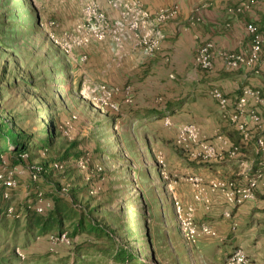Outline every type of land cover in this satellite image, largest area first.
I'll return each instance as SVG.
<instances>
[{
    "label": "rangeland",
    "instance_id": "374dc122",
    "mask_svg": "<svg viewBox=\"0 0 264 264\" xmlns=\"http://www.w3.org/2000/svg\"><path fill=\"white\" fill-rule=\"evenodd\" d=\"M93 1L97 3L96 0H0V130L29 136L33 146L30 154L23 155L25 164L17 174V186L10 198L0 199V264H216L225 257L226 245L237 240L238 207L232 209L230 217L225 215L228 210L223 214L231 225L232 232L227 236L209 221L201 222L196 217L197 223H208L217 232L215 237L200 240L223 241L216 248L213 244L197 248L185 242L172 203L171 186L176 189L193 176L184 175L181 168L186 165L184 160H197L192 155L195 146L187 148L179 142L181 128L176 130L169 118L170 124L167 119L131 122L125 98L113 113L102 109L93 97L89 98V88L99 82L86 80L81 72L89 60L86 49L110 40L115 42L116 37L76 47L71 55L50 40L49 32L64 41L78 24L86 5ZM244 2L246 6L238 12ZM117 9L124 15L119 21L131 20L125 19V3ZM234 10L256 15L259 30L264 32V0H237ZM82 55H87V59L81 61ZM94 97L101 100L100 95ZM260 99L259 105H264V94ZM260 111L263 118L264 109ZM219 114L231 124L220 109ZM140 133L148 137L152 155L144 138H138ZM218 133L209 140L223 145ZM48 139L50 143L46 146ZM44 146L48 149H41ZM224 148L227 152L231 146L224 144ZM83 157L90 159L85 169L75 165ZM57 159L67 165L63 173L43 166ZM236 159L242 165L240 170L244 168L242 174L219 179L244 182L247 173L264 175V165L257 160L247 164L242 157L227 158ZM38 167L41 180L36 183L31 170ZM39 192L51 204L41 219L54 208L57 197L68 206L62 232L58 233L55 227L41 234L36 226L31 227L38 216L30 218L27 207L37 201ZM260 214L251 216L242 225L264 224V209ZM80 215L86 225L76 230ZM91 223L96 229L104 227L114 242L102 240L96 229L88 230ZM254 235L244 236L242 245L257 249L256 242L264 241V228ZM112 244L114 249L108 250ZM240 245L236 249L244 248ZM118 248L130 252L132 258L125 262L117 259L114 255Z\"/></svg>",
    "mask_w": 264,
    "mask_h": 264
},
{
    "label": "crops",
    "instance_id": "0c3cea01",
    "mask_svg": "<svg viewBox=\"0 0 264 264\" xmlns=\"http://www.w3.org/2000/svg\"><path fill=\"white\" fill-rule=\"evenodd\" d=\"M96 1L113 20H123V12L117 7L109 4L107 0ZM122 1L128 3L131 0ZM139 1L152 15L175 5H179V13L160 25L148 21L139 29L133 28L131 20H127L115 42L110 40L86 49L89 60L81 69L86 80L119 88L116 100L121 102L125 98L124 103H128L129 98L132 101L127 105V115L131 121L144 120L143 114L135 117L137 112L163 111L164 116L157 121L169 118L176 130L194 123L200 126L204 138L210 139L219 132L230 143L242 144L240 133L234 126L222 120L218 102L209 92L213 88L221 89L229 97L230 106L236 103L247 86L260 90L261 96L264 94V52L260 75L244 67L230 69L222 56L223 52H239L248 48L251 35L247 26L250 23L258 25V17H252L250 13H237L234 10L237 0ZM155 30L160 31L159 48L153 54H146L145 48L140 44V36L152 34ZM204 43H213L217 53L211 71L202 70L196 62L197 50ZM173 105L177 107L173 109ZM249 107H256L263 115L260 108L264 109V105H259L256 98H250ZM215 145L220 148L222 143L215 142ZM243 152L242 161L246 160L248 164L257 160L264 165V151L258 149L254 140L243 145ZM227 158L211 161L190 158L184 160L186 165L181 168V172L184 175L201 176L205 182L219 177L240 176L239 173L242 174L244 169L240 170L242 165L237 159L228 161ZM175 190L185 205H195L198 221H209L225 236L231 234L230 222L223 216L230 207L221 193L210 195V208L207 209L205 203L194 200L193 186L187 180L177 185ZM263 196L264 186L261 185L254 201L235 210V219L239 222L235 230L237 240L226 245L228 251L225 257L220 258L216 264H224L239 244L245 248L255 264H264V241L256 242L257 249L254 250L242 245L244 236L256 235L259 229L264 228V224L242 225L251 216L261 215V210L264 209ZM221 242L223 243L220 240H199L194 246L201 248L213 244L216 248ZM220 252L221 250L218 253Z\"/></svg>",
    "mask_w": 264,
    "mask_h": 264
},
{
    "label": "built area",
    "instance_id": "2783aa9c",
    "mask_svg": "<svg viewBox=\"0 0 264 264\" xmlns=\"http://www.w3.org/2000/svg\"><path fill=\"white\" fill-rule=\"evenodd\" d=\"M109 4L115 7H122V0H108ZM127 11L125 19L131 17V26L139 29L148 21H153L160 25L179 13V5L159 10L152 15L139 0H131L125 3ZM246 6V2L237 8L238 12ZM125 21L113 22L107 13L103 11L95 2L86 5L81 19L72 32H68L64 41H60L58 36L49 32L50 40L53 43L61 45L64 53L71 55L76 47H88L92 43H103L110 38H118V34L123 31ZM251 35V43L247 49L239 52H223L222 56L230 69L247 68L254 74H261V65L264 52V33L259 30L255 23L247 26ZM160 31L155 30L152 34L141 35L140 44L145 48L146 54H153L159 48ZM216 51L213 43L201 44L196 53V62L198 66L205 71H211L214 68ZM87 55L80 56V60H86ZM119 88L109 86L106 83H99L89 88V98L93 97L102 108H118L115 100ZM100 95L101 100H97L94 95ZM210 94L218 102L222 116L228 120L240 133L242 143L255 141L259 150L264 151V119L255 108H248L250 98L261 100V91L247 86L243 89L242 95L238 98L233 106H230L229 97L219 88H213ZM132 102L131 99H127ZM262 101V100H261ZM167 124H170L167 119ZM223 145L220 148L212 141L204 138L200 127L196 124H188L180 129V143L187 148L190 145L195 146L192 153L196 159L211 161L214 159H225L226 157H243V145L232 144L224 137ZM224 144L231 148L225 151ZM192 147V146H190ZM189 147V148H190ZM227 150V149H226ZM89 158L83 157L75 163L82 169L87 167ZM63 162L55 161L53 168L59 171L64 169ZM21 167H5L0 170V192L5 199H9L13 188L17 186V174L20 173ZM32 179L37 182L40 179L41 168L31 170ZM245 181L238 182L227 179H214L210 183H205L201 176L193 175L189 182L194 189V200L205 203L207 209L210 208V195L215 192H221L227 204L231 208L226 211L225 215L230 217L232 209L240 207L247 202L254 201L257 197V189L261 184L264 185V175L251 176L245 174ZM172 190V203L179 223V227L187 244H194L205 236H217L216 230L208 223H197L195 208L193 205H185L177 196L176 190ZM28 209H35L38 213H45L51 208L50 202L44 197L43 192H39L38 199L35 203H30ZM9 211L13 213V207ZM224 264H255L243 249H235L227 258Z\"/></svg>",
    "mask_w": 264,
    "mask_h": 264
},
{
    "label": "trees",
    "instance_id": "16d2710c",
    "mask_svg": "<svg viewBox=\"0 0 264 264\" xmlns=\"http://www.w3.org/2000/svg\"><path fill=\"white\" fill-rule=\"evenodd\" d=\"M115 100H116V97H115ZM116 102L119 104V102L117 100H116ZM129 103L130 102H128V104ZM175 107H177V105H173V109ZM102 109H104L106 111H110L112 113H113V111H118V110L111 108V107H105ZM170 110H172V109H170ZM140 115H142V119L148 118L151 120H157V119L163 117L164 113H163V111H162V113H158V111L147 110L144 113L137 112L135 114V117L140 116ZM131 122H133V121H131ZM140 122L144 123V120H142ZM146 126H147V124H146ZM137 136H138V138H140L142 140L144 138V141L147 143L146 145L148 146V149H149V154L152 155L153 154V148H152L151 143L149 142L148 137L145 135V133H140ZM232 136H234V135H232ZM233 139L235 140V137H233ZM238 141H239V139H238ZM49 143H50V139L45 141L46 146L49 145ZM238 143H240V142H238ZM242 144H240V145H242ZM136 146L139 149V156H141L142 155V152L140 150L141 147L138 143ZM41 149H48V148L44 146ZM32 150H33V146H32V142H31L29 136L28 137L27 136L22 137L20 135H14V134L6 133V132L0 130V169L1 170L4 169V166H6V167H9V166L21 167V166H23L25 164V161L23 159V155L30 154L32 152ZM8 161L11 162L12 164L10 165ZM55 161L62 162L61 159L52 160L43 166L46 168L49 167V169L55 173H63V171L66 170L67 165L65 164L64 169L59 171V170L53 168V163ZM89 161H90V159H89ZM75 165H76V163H75ZM40 176H41V174H40ZM39 180H41V179H39ZM37 182H39V181H37ZM81 190H83V189H81ZM58 198L59 197L55 198L56 205L54 206V208L52 210H50V212L47 213L48 216L45 219H41L40 216L44 215L46 212L41 214V213H38L35 209L27 210L28 213L31 215L30 218L38 216L36 218V221H35L36 223L31 225V227L36 226V228H38V230L40 231L41 234L47 233L50 229H53L55 227H58V231H59L58 233L62 232L63 221L68 216V208H67L68 206H66L64 203H61V200ZM0 199L4 200L2 192H0ZM84 222H85L84 217L82 215H80V221L77 222L76 230H78L79 227H81L82 225L83 226L86 225V223H84ZM90 226H91V228H89L88 230H95L96 229L94 227V224L91 223ZM97 228L98 229H96V231L99 234L98 236L101 237L102 240L104 238H107V239H110L114 242V237H112V235L104 227H101V229H100L98 226ZM109 235H111V236H109ZM114 246L115 245L112 244L111 248H108V250H113ZM114 256L117 259L123 260V262L129 261L130 258H132V255L130 252H128L126 250L123 251V249H119V248L117 249V253Z\"/></svg>",
    "mask_w": 264,
    "mask_h": 264
}]
</instances>
